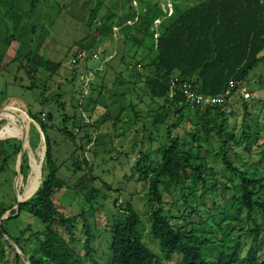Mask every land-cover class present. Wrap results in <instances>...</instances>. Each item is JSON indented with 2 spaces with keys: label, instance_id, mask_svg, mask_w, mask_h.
Here are the masks:
<instances>
[{
  "label": "rangeland",
  "instance_id": "rangeland-1",
  "mask_svg": "<svg viewBox=\"0 0 264 264\" xmlns=\"http://www.w3.org/2000/svg\"><path fill=\"white\" fill-rule=\"evenodd\" d=\"M198 1L171 0V3L178 16ZM169 3L170 0H0V26L3 22L6 23L9 33L0 30V140H4L0 141V212L6 210L11 216V219L3 223L8 240L4 237L5 259L0 264H26V260H23L9 241H15L24 255L30 258L38 246L37 235L42 234L45 229L32 214L26 210L19 214L17 209L19 196L22 201L29 198L40 182L39 163L42 153L39 146L42 138L36 124L30 122L28 112L39 113L42 110H45V114L51 112L55 116L50 123L52 128L48 130L52 153L57 164L65 163L59 172V178L67 185L55 200L66 217L85 215L94 234L93 250L97 263L110 264L111 227L116 222L125 220L120 209L115 208V200L122 207L132 205L142 220L140 231L144 242L162 257L159 245L150 235L149 188L137 181L136 165L141 155L147 153L160 159L157 152L169 144L166 127L153 124L154 116L164 102L153 101L147 95L144 80L138 82L131 79L128 65H135L140 61L146 64L156 59L151 21L154 17L163 20V26L159 28L161 33L173 21L165 13ZM135 16L140 20H135ZM94 18L96 19L93 20ZM127 21H132L128 23L129 26L126 25ZM134 23L135 26H130ZM110 29L112 33L109 32ZM100 31L109 35L108 40L102 44L98 43ZM125 31L131 35L139 32L136 45L124 40L122 33L125 34ZM113 35H116L117 40ZM123 46L128 55H124L123 60L118 58L107 64L105 57L108 50L111 47L120 50ZM80 50H84L87 56L95 51L99 56L105 52L101 54V60L90 63L88 68L83 64L75 69L71 59ZM38 55L61 63L59 73L51 76L41 72L36 76L37 79L29 78L26 66L29 60ZM99 67L102 69L94 72L88 94L85 95V80L82 78L90 73L89 68ZM246 86L253 90L250 100L255 101L251 106V119L244 122V111L240 105L234 106L232 112L227 113L226 128L228 132L234 133L240 143L239 147L234 143L230 145L228 157L238 167L242 166L241 159L247 167H250V161H257L258 149L264 144V134H259L258 130V124L261 123L259 113L264 109V104L260 102L264 101V63L250 73ZM64 118L68 119L62 125ZM83 118L92 124L86 131L91 136H97L96 144L89 146L85 154L92 170L89 176L95 178V181L87 184L85 189L79 188L76 191L72 187L82 175L73 171L70 157L75 144L84 135L74 127L75 123L84 125ZM30 123L31 149L26 152L31 153L32 150L37 163L32 161L33 171L29 167L27 179L19 181L16 187L18 157L14 151L19 146L18 138H22ZM62 128L76 134V140L73 141L64 134ZM247 128H250L249 133ZM245 132L249 140L245 138ZM174 135H177V131ZM214 146L207 145L202 155L209 166L214 167L220 180L217 183L219 191L216 195L210 193L212 201L208 205L212 206L211 203L215 202L221 208L218 212L222 213L234 195V192L226 189V185L236 188L239 178L225 169L221 156L218 157V162L215 161ZM213 182L215 181L211 180L210 185ZM91 189L97 192L98 197L88 202L85 198ZM164 196L169 202L177 200L179 203V207H173V215L178 217L179 213L184 212L178 192ZM198 199L204 204L201 197ZM13 212L15 214L11 215ZM226 216L224 224L230 223L231 218L237 215L232 209ZM221 220L220 215L218 222ZM194 221L198 219L194 218ZM84 222L83 217L74 221L78 237L75 250L81 256L85 254ZM232 225L238 227L237 222ZM61 235L68 238L65 231H61ZM244 242H249V238H245ZM260 244V257L264 259V234ZM86 264L91 263L86 261Z\"/></svg>",
  "mask_w": 264,
  "mask_h": 264
},
{
  "label": "trees",
  "instance_id": "trees-1",
  "mask_svg": "<svg viewBox=\"0 0 264 264\" xmlns=\"http://www.w3.org/2000/svg\"><path fill=\"white\" fill-rule=\"evenodd\" d=\"M175 9L170 16L173 21L164 27L157 43L154 33L152 35L156 59L146 64L140 61L128 65L131 79L138 82L144 80L147 95L153 101L164 102L155 114L153 124L166 127L169 144L157 152L160 159L147 153L141 155L136 165L137 181L149 188L150 235L159 245L162 257L144 242L140 231L142 220L132 205L122 207L115 200L114 206L120 209L125 220L111 227L110 264H264V259L260 257V243L264 234V144L258 149L257 161H250V167H247L241 159L242 166L238 167L228 157L230 145L234 143L239 147L240 143L234 133L228 132L226 128L227 110L192 107L180 93L170 98L171 80L174 78L180 83L191 84L197 93L205 96L222 94L231 81L246 84L250 73L264 63V0H199L178 16ZM136 19L140 20L138 16H135ZM156 19L154 17L151 23ZM130 26H135V23ZM109 32L112 33V29ZM124 33V40L137 44L138 31L133 35L128 31ZM98 35V43L108 40L107 32L100 31ZM117 53H122L121 60L124 55H128L125 46ZM61 67V63L38 55L28 61L26 73L29 78L37 79L36 76L41 72L57 75ZM141 69L143 72H140ZM250 92L252 94L253 90L250 89ZM260 102L264 104V101ZM254 103V100L244 101L238 97L231 110L240 105L246 123L252 117L251 106ZM43 111L28 112L43 132L47 147L42 184L19 210V214L26 210L45 226L44 232L37 235L38 246L28 260L31 264H86V261L98 264L94 259V234L85 215L68 218L59 210L55 200L67 185L59 178L65 163L57 164L52 153L48 130L52 128L50 123L55 116ZM67 119H63L62 125ZM84 120V125H74L84 135L75 144L70 157L73 171L82 175L72 187L76 191L85 189L87 184L95 181L89 176L92 170L85 154L89 146L96 144L97 136H91L86 131L92 124ZM259 120L258 130L262 135L264 109L259 113ZM61 131L73 141L76 140V134L67 132L65 128ZM175 131L177 135H174ZM247 132H250V128H247ZM247 132L244 135L249 140ZM18 143L14 151L17 157L21 150V144ZM207 145L216 146L215 161L218 162L221 156L225 169L239 178L236 188L226 185V189L234 192V195L222 213L218 212L221 208L215 202L211 203L212 206L208 205L212 201L210 193L216 195L219 191L217 183L220 180L214 167L209 166L202 155ZM29 170L25 153L22 167L24 180ZM211 180L215 181L213 185H210ZM174 191L180 194L185 208L178 217L173 215V207H179L178 201L169 202L164 196H170ZM97 197V192L91 189L85 200L92 202ZM198 197L202 198L204 204L200 203ZM232 209L237 216L224 224L226 215ZM6 213V210L0 212V219ZM220 215L222 220L218 222ZM79 217L85 221L84 256L75 250L77 226L74 221ZM194 218L198 221L195 222ZM235 222L238 223L237 228L232 225ZM3 223L0 225V261L5 259L4 237H7ZM61 231L67 232L68 238L61 235ZM245 238H249V242H244ZM13 243L18 246L15 241Z\"/></svg>",
  "mask_w": 264,
  "mask_h": 264
},
{
  "label": "built area",
  "instance_id": "built-area-1",
  "mask_svg": "<svg viewBox=\"0 0 264 264\" xmlns=\"http://www.w3.org/2000/svg\"><path fill=\"white\" fill-rule=\"evenodd\" d=\"M167 8L165 13L168 17H170L174 11V6L171 3V0ZM162 23V19H157L153 22L152 32L154 33L156 43L157 39L160 36L159 28L162 27ZM113 37H116V35H113ZM100 56L99 53L96 51L90 56H87L84 50L76 51L71 59V64L76 68L80 65L86 64L88 68V65L90 63H93L94 61L98 62L99 60H101ZM101 69L102 67L89 68L90 73L86 77L82 78L83 80H85L83 85L85 95L88 94L89 86L91 85V82L94 77V72L97 70L100 71ZM178 93L183 95L187 103L190 104L192 107H198L199 109L221 108L222 110H227L228 113L231 112V106L236 102L238 97H241V99L244 101H249L252 98V94L246 84L235 81H231L225 92H223L222 94L216 96H205L197 93L193 89L191 84L187 82L180 83L177 78H174L171 80L170 98H174ZM44 118L45 114H43V119Z\"/></svg>",
  "mask_w": 264,
  "mask_h": 264
},
{
  "label": "water",
  "instance_id": "water-1",
  "mask_svg": "<svg viewBox=\"0 0 264 264\" xmlns=\"http://www.w3.org/2000/svg\"><path fill=\"white\" fill-rule=\"evenodd\" d=\"M31 122H33L34 124H36L34 122V120H32V119H31ZM36 126H37V128H38V130H39V132L41 134V138H42V144H40V146H39V148L41 149V152L40 153H42V155L40 157L41 160H40V163H39L40 164V171H39V179H40V182L38 184V187L34 191V193L29 198H27V199H25V200L22 201L20 199V196H19V202H18V205H17L18 211L20 210V208H21V206L23 204H25L28 200H30L36 194V192L39 190V188H40V186L42 184L43 164H44V160H45V156H46L47 147H46V141H45V136H44L43 132L41 131L40 127L37 124H36ZM30 127H31V123L29 125V129L24 132V135L22 136V138H18V140L21 142V150H20V153L18 155V165H17L18 176H17L16 184H15L16 187L18 186L20 180L22 182L24 181V178H23V175H22V167H23V164H24V155H25V153L28 156L29 167L31 168L32 171H33L32 161H34L35 163H37L35 153L32 150H31V153L30 152H26L27 149L30 148V143H29V131H30ZM0 141H4V140H0ZM9 218H11V216L6 213L0 219V225L3 222L7 221ZM5 238L8 240V237L5 236ZM9 242H10L11 246L15 249V251L23 258V260H26V264H31L30 261L28 260V258L19 250L18 246L15 245L11 241H9Z\"/></svg>",
  "mask_w": 264,
  "mask_h": 264
},
{
  "label": "crops",
  "instance_id": "crops-1",
  "mask_svg": "<svg viewBox=\"0 0 264 264\" xmlns=\"http://www.w3.org/2000/svg\"><path fill=\"white\" fill-rule=\"evenodd\" d=\"M167 16V15H166ZM168 17V16H167ZM157 19H159V18H157ZM156 19V20H157ZM137 20V19H136ZM128 23H130V21H128L127 22V24ZM6 23H4L3 22V24L0 26V30H4V31H6L7 33H8V29H7V27H6V25H5ZM162 26H163V23H162ZM9 34V33H8ZM4 36H6V35H4ZM121 55H122V53L120 54H118L117 53V50L115 49V48H112L111 47V50L109 51L108 50V53L106 54V59H107V64H111V63H113L115 60H117L118 58H119V60L121 59ZM25 105V104H24ZM7 214H8V212H7Z\"/></svg>",
  "mask_w": 264,
  "mask_h": 264
},
{
  "label": "bare ground",
  "instance_id": "bare-ground-1",
  "mask_svg": "<svg viewBox=\"0 0 264 264\" xmlns=\"http://www.w3.org/2000/svg\"><path fill=\"white\" fill-rule=\"evenodd\" d=\"M1 114V113H0ZM12 139V138H11ZM6 140V139H5ZM21 181V180H20ZM22 182V181H21Z\"/></svg>",
  "mask_w": 264,
  "mask_h": 264
}]
</instances>
